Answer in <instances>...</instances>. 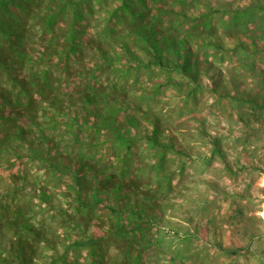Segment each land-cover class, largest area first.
I'll use <instances>...</instances> for the list:
<instances>
[{
    "label": "rangeland",
    "instance_id": "374dc122",
    "mask_svg": "<svg viewBox=\"0 0 264 264\" xmlns=\"http://www.w3.org/2000/svg\"><path fill=\"white\" fill-rule=\"evenodd\" d=\"M39 2L22 23L12 4L0 12L17 30L0 62V264L18 254L28 264H264V0H149L173 11L161 25L197 51L196 82L144 51V64L130 59L109 33L127 39L122 0H82L74 51L70 0H57L53 29L43 22L53 3ZM119 127L135 140L127 161ZM153 134L172 146H148ZM83 163L100 170L86 180ZM105 169L121 192L102 188ZM111 207L125 224L126 209L142 215L134 246L117 237ZM87 237L102 238L93 253L71 245Z\"/></svg>",
    "mask_w": 264,
    "mask_h": 264
},
{
    "label": "trees",
    "instance_id": "16d2710c",
    "mask_svg": "<svg viewBox=\"0 0 264 264\" xmlns=\"http://www.w3.org/2000/svg\"><path fill=\"white\" fill-rule=\"evenodd\" d=\"M32 2H37L38 0H0V12L2 13V8H5L6 10L9 9V5L12 4L13 8L9 10V13L15 17L16 19L14 21H19L20 23L25 21V17L28 10L30 9L32 12L34 10V7H31ZM49 2L53 3V6L48 5L47 9L44 10V27L53 29L55 27V22L57 21L58 17L61 13H63L64 8L61 7L57 0H49ZM70 6L73 8V18L71 23L68 26V29H65L66 38L69 39V49H72L74 51L75 49V43L74 40L77 37L78 34V23L83 18L81 4L82 0H70L69 2ZM8 7V8H7ZM91 7V6H90ZM122 12V15H124L125 19L128 21V27L127 31L129 32L127 34V39L123 38V40H117L120 36L119 33L125 32V30H117L112 28L110 30L111 37L115 40V42L119 45H121L122 49L125 51V53L129 54L130 59L136 60L138 65L144 64V59L141 55H139V50L144 51L148 54H150V62L158 66L159 68L164 69H177L179 71V74L186 75L189 77V80L192 82H196L197 76L195 74L196 71H198L199 67V57L198 59L192 60V55H196L197 51L193 50V46L190 44L188 38L184 35H176L172 34L171 32H167L166 27H164L161 17L163 14L167 12H171L169 10H165L163 8H157L156 11L153 9V7L149 4V0H122V5L119 7ZM0 13V62H2L4 51L8 52V54L11 56L13 53L9 52L8 45H4V43L11 41L10 37H12L13 33L16 31L13 30V27L8 25V22ZM31 13V12H30ZM173 11L170 13L169 20L170 22H173ZM206 14V13H205ZM169 22V23H170ZM15 25V24H14ZM8 26V27H7ZM211 27V26H210ZM22 28L21 25H18L17 29ZM12 31V32H10ZM58 37V36H57ZM6 41V42H5ZM9 43V42H8ZM16 43H20V40H16L15 43H12L10 46L16 47ZM10 44V43H9ZM137 50V51H136ZM19 51V50H18ZM169 53L168 55H165V53ZM19 52H17L18 54ZM21 54V53H19ZM102 56L103 57H109L110 51H107L105 48L102 49ZM106 58V60H107ZM148 63H146L147 65ZM179 83V82H178ZM100 90H97L96 93H99ZM42 94L44 92L41 91ZM94 93H89L84 99L87 101L88 104L94 103ZM111 117L108 118V115L103 116L105 117L104 120L109 121L110 123H114L115 118L114 114L110 111L109 112ZM115 128H112L114 130ZM158 128L155 129V133L158 132ZM118 132L117 137L119 141L114 142L115 144L119 145H126L127 149L129 150L127 153H125L123 156L118 155V158H121L122 160L127 161L130 156V151L133 148V143L135 142L134 138L131 136H127L124 133L121 132V127L119 129H116ZM147 143L148 146L158 149H163V151L167 147H171V144L165 143L158 139L156 134L153 135H146L143 137ZM126 149V150H127ZM35 151H38L36 149ZM165 152V151H164ZM164 158H161L159 160L158 166L163 168L164 167ZM84 167V174L83 178L86 180L92 177V175H95L98 170L94 166H91L89 163H83ZM101 169L104 168L101 167ZM105 175L103 180L102 188L107 189V187L113 188L117 192H121L123 187H125L127 184L119 180L117 177V174L114 172H110L105 169ZM76 180L78 186H81V180L82 178L79 177V173L76 174ZM113 184V186H111ZM81 188V187H80ZM101 188V186H100ZM99 189L97 191L99 192ZM82 189V188H81ZM81 194V193H80ZM81 199L80 197L78 198ZM82 206H89L87 202H81ZM112 211L116 213L115 218V233L119 239H127V242L134 246L137 243V240H134L133 237L137 235V233L145 227V224L143 222H139V219H142V215L139 213V211H133L130 208L126 209L125 211H131V221L122 223L118 219H122V216L117 217V210L113 209L111 207ZM130 209V210H129ZM20 212H16V216ZM16 218H20V215H18ZM22 233L30 234L31 236L39 235L37 229L34 227V225L28 221L23 220L21 224ZM102 238L99 237H87L79 240H74L72 242V246L75 248H90L91 252H94V248L96 244L100 242ZM20 244H22L21 248L24 246V239L19 238L18 241ZM130 249L127 247V252H129ZM22 253V249L21 252ZM138 255L140 254V251L137 252ZM16 257L19 260V264H28L27 260L25 259L24 255L18 254ZM95 262V261H94ZM139 262V261H137ZM97 264V261L95 262Z\"/></svg>",
    "mask_w": 264,
    "mask_h": 264
}]
</instances>
